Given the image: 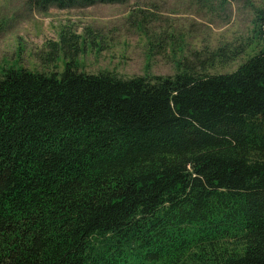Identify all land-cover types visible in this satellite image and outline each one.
I'll return each instance as SVG.
<instances>
[{"label":"trees","instance_id":"1","mask_svg":"<svg viewBox=\"0 0 264 264\" xmlns=\"http://www.w3.org/2000/svg\"><path fill=\"white\" fill-rule=\"evenodd\" d=\"M253 22L258 49L225 72L200 69L240 46L90 73L63 34L61 72L4 68L0 264H264V7Z\"/></svg>","mask_w":264,"mask_h":264},{"label":"rangeland","instance_id":"2","mask_svg":"<svg viewBox=\"0 0 264 264\" xmlns=\"http://www.w3.org/2000/svg\"><path fill=\"white\" fill-rule=\"evenodd\" d=\"M263 7L264 0H125L43 9L0 0V75L11 65L61 72L67 44L60 34L77 37L78 65L90 73L171 75L179 61L195 64L216 47L240 46L234 60L200 69L230 71L258 49L253 20Z\"/></svg>","mask_w":264,"mask_h":264}]
</instances>
